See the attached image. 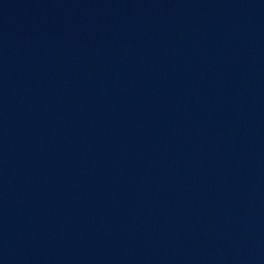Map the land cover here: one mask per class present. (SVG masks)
I'll return each instance as SVG.
<instances>
[{"label": "water", "instance_id": "95a60500", "mask_svg": "<svg viewBox=\"0 0 264 264\" xmlns=\"http://www.w3.org/2000/svg\"><path fill=\"white\" fill-rule=\"evenodd\" d=\"M0 264H264V0H0Z\"/></svg>", "mask_w": 264, "mask_h": 264}]
</instances>
